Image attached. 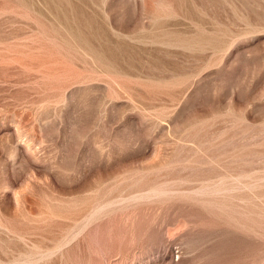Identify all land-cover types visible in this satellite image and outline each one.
Segmentation results:
<instances>
[{
    "label": "rangeland",
    "instance_id": "374dc122",
    "mask_svg": "<svg viewBox=\"0 0 264 264\" xmlns=\"http://www.w3.org/2000/svg\"><path fill=\"white\" fill-rule=\"evenodd\" d=\"M170 260L264 264V0H0V264Z\"/></svg>",
    "mask_w": 264,
    "mask_h": 264
},
{
    "label": "bare ground",
    "instance_id": "6f19581e",
    "mask_svg": "<svg viewBox=\"0 0 264 264\" xmlns=\"http://www.w3.org/2000/svg\"><path fill=\"white\" fill-rule=\"evenodd\" d=\"M184 230V229H183ZM169 264H171V260H170V263Z\"/></svg>",
    "mask_w": 264,
    "mask_h": 264
}]
</instances>
